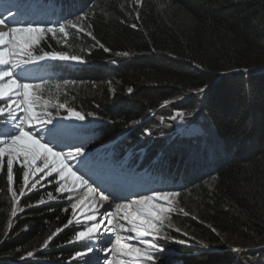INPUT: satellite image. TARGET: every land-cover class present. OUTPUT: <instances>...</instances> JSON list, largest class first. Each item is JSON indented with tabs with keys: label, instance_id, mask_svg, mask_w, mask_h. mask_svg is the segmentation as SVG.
<instances>
[{
	"label": "trees",
	"instance_id": "16d2710c",
	"mask_svg": "<svg viewBox=\"0 0 264 264\" xmlns=\"http://www.w3.org/2000/svg\"><path fill=\"white\" fill-rule=\"evenodd\" d=\"M56 1L63 24L73 21L84 31L67 27V40L61 33L48 34L35 46L33 58L61 52L81 59L51 63L58 78L35 82L44 83V98L97 120L95 145L124 135L117 155L146 146L145 165L164 154L160 172L180 186L173 224L220 249L194 254L164 242L180 251L176 257L182 264H264V0ZM49 110L68 114L51 105ZM203 114L218 138L200 157L189 138H178L184 125H201ZM166 134L175 136L168 142ZM21 174L16 168L17 190ZM42 196L36 191L21 205ZM12 203L4 163L0 242ZM22 217L0 246V256L11 259L0 264H55L78 251L76 227H64L71 217L68 202L28 209ZM58 228L62 232L53 237ZM49 236V251L17 262L42 250Z\"/></svg>",
	"mask_w": 264,
	"mask_h": 264
},
{
	"label": "snow or ice",
	"instance_id": "6c2138e0",
	"mask_svg": "<svg viewBox=\"0 0 264 264\" xmlns=\"http://www.w3.org/2000/svg\"><path fill=\"white\" fill-rule=\"evenodd\" d=\"M6 11L8 13L6 17L3 12H0V27L5 29L0 31V66H3V70H0V101H4L3 106H0V117L5 118L6 127L11 126L7 131L0 132V168L4 167V158L7 157V178L10 182L13 180V164L18 161L21 169H28L23 172L25 186L29 183L30 173L34 177L38 173H44L45 176L55 173L59 178L57 183L63 182L60 183L57 191L71 194L74 190L84 189L98 196L101 201L109 202L113 194L111 192L106 194V189L82 172L80 167H77V165H84L89 159L86 145L83 142L65 143L66 138L77 139L75 124L61 123L47 109L50 105L56 109H66L68 119L76 122H84L87 119L86 116L73 108H67L64 103L53 104L51 99L45 100L44 83L35 84L27 82L26 78L22 79L27 72V65L33 62L34 48L40 40L48 34L55 37L57 33L63 34L67 40L69 36L67 27L77 28V23L73 21H68L67 25L22 23L16 19L17 14L11 9H6ZM78 30L84 31L82 27ZM88 35L91 33L89 32ZM45 57L62 61L81 59L79 56H69L61 52H45L42 56H35V59L43 60ZM37 108H41L42 112H37ZM21 111L25 113L23 117L19 116ZM65 147L68 148L67 151L64 150ZM36 183H39V180L32 184L33 188ZM12 195L15 197L16 193L13 192ZM20 195H23V189ZM177 196H179L178 192L153 191L150 194H138L135 199L116 204L115 208L123 213L121 220L125 221V223H119L118 227L121 231L129 233L123 243L116 226L102 227L105 220L108 225H112L113 213L108 210L112 208V203H109L108 208L100 213L99 218L95 210L91 211L86 215L88 223L82 225V230L75 233V240L83 243L85 251H77L73 259L79 264H89L87 257L94 251L101 250L95 248L94 242L105 241L106 244H111V247L105 246L102 249L105 253L103 264H112L108 254L113 251H119L121 255L140 258L145 264H155L158 254L164 252V249L147 237L160 230L163 219L167 218V214L172 211L173 198ZM83 203L84 201L81 200L71 204L74 215L75 210ZM72 223L70 219L64 227ZM61 230L58 228L56 232ZM114 235L115 242L113 243ZM136 237H141L138 243L147 247L135 246L127 242ZM51 239L52 236H49L43 246L47 247ZM121 249L126 251H121ZM28 255L32 256L33 253L29 252ZM160 264L164 262L160 261Z\"/></svg>",
	"mask_w": 264,
	"mask_h": 264
},
{
	"label": "rangeland",
	"instance_id": "374dc122",
	"mask_svg": "<svg viewBox=\"0 0 264 264\" xmlns=\"http://www.w3.org/2000/svg\"><path fill=\"white\" fill-rule=\"evenodd\" d=\"M134 2L137 4L138 0H134ZM61 8H62L61 6L57 5V8H55L54 15H53L51 22H49L47 20L45 22V19H44V22L42 21V22H38V23H34V24H44V25L62 24L61 17H60ZM3 10L4 9L0 8V12H3ZM3 13H5V15L7 16V11L3 12ZM132 26L134 28H137L136 25H134V24H132ZM77 28L79 29L81 27H77ZM47 60L51 61V58L46 57V60H43V61L33 60L32 63L27 65V68L29 70V74L32 76H36V77H38V76L45 77L47 74H49L51 70H50V65H49ZM31 79H35V77H32ZM31 79L28 80L27 82L33 83L35 81V80H31ZM42 79H46V78H42ZM3 104H4V101H0V105L3 106ZM37 109L42 112L41 108H37ZM47 111H49V109H47ZM54 117L57 118L55 115H54ZM66 119H68V118H66ZM200 120L203 121V123L201 125H190L188 127H186L184 125L179 130L182 134L180 135L178 140H181L183 138H189L190 139V141H189L190 146L195 151L200 153L199 154L200 157H203L206 153L205 148L207 146V143L217 139L218 136H217V132H216L215 128L210 123V119L206 115H204V114L200 115ZM67 122H69V121H67ZM93 123H94V125L96 124V122H93ZM160 123L162 124L163 121L158 119L157 124H160ZM7 127L5 126V118L0 117V132L6 131ZM9 127H10V125H9ZM169 136H168V134L164 135V138H166V139L169 138V139H167L168 142H170L172 140V138H170ZM152 139L156 141L158 139V136L154 137ZM91 141H93V140H90L86 143H89ZM161 143H162L163 150L167 151V149H166L167 147L165 144L166 140L165 141L161 140ZM100 154H101V156H104L105 150H102V149L99 150L98 155H100ZM4 160H5V164H6L7 157H5ZM16 168L21 169L20 163L18 161L13 165V175H14L13 180L11 182L8 180L9 181L10 195L12 197L13 203H12V208L10 210V216H9L8 223H7L8 229L6 231L5 240L0 242V246L6 241L7 237H9L12 234V232L16 228V225L19 223L18 221H21L23 219L22 215L25 214L26 211H28V209L37 208V207L48 205L52 202L61 201V200H63L64 202H68V205H71L72 203H74L73 201L75 200V197L73 195L74 192H71V194H70L69 192L57 191V188L59 187L60 183H63V182L57 183L59 178H58V176H56L55 173H53L51 176H45V174L42 173L41 175H38V176H36V178L32 179L33 182L32 183L29 182L28 187L27 186L25 187V185L23 183V172L26 171V168H24V169H22L21 185H20L19 189L17 190L15 188V186H16V183H15L16 182V176H15ZM158 169H159L158 172H160L161 166ZM2 171L0 172V174L2 173ZM6 171H7V164H6ZM52 176H56L55 180H53V181H51ZM159 176H161V175L159 174ZM41 177H43V179H41ZM161 177L162 178L159 181V185L160 186L162 185L166 191L176 192L175 190L172 189V188L177 187V186L173 184L171 177L168 175L167 176H161ZM36 180H39V183H36V186L33 188L32 184ZM21 189H23V195H20ZM36 191L41 192L43 194V196L41 197V199L39 201H37L33 204H30L28 207H24L23 205H21V202L24 200L25 197L31 195L32 193H34ZM159 191H161V190H159ZM13 192L16 193L15 197H13V195H12ZM49 194H51V195H49ZM73 197H74V200H73ZM17 198H18V201H17ZM175 199L176 200H173V203H172L171 213L169 215L167 214L168 215L167 218L164 219L166 224H163V227L167 231L168 234H171L172 231H175V232L185 236V233L182 232L177 226H175L173 224L172 219H171L172 213H174L178 209L177 208V200L178 199H177V197ZM17 203L19 204V206L17 205ZM75 203H76V201H75ZM17 206H18V208H17ZM16 208L18 210H16ZM71 214H72L71 220L73 221L72 224H75L76 219L74 217L75 215L73 214L72 208H71ZM72 224H70V226H73ZM61 232H62V230L59 232H56V234L53 237H56ZM153 235H154V239H155L156 234L154 233ZM172 235H174V234H172ZM176 238L178 239L181 237L177 236ZM51 241L52 240H50L48 242L47 247H44L42 250H35L34 252H32L33 253L32 256L28 255L27 257H24L23 259H21L17 262L34 260L35 254L40 253V252L49 251ZM77 243H78V241L75 240V244H77ZM225 245H227V244L226 243L221 244V246H225ZM211 249H216V247L214 248V246H213ZM6 256L7 255L0 256V260L11 259L10 256H9V258H7ZM246 256L251 257L249 254H247ZM46 261L48 262L49 260H46ZM75 261L76 260H74L72 258L68 261L61 262L60 264H77V263H75ZM50 263L54 264V262H50ZM56 264H59V263H56ZM176 264H182V263L180 261H178Z\"/></svg>",
	"mask_w": 264,
	"mask_h": 264
},
{
	"label": "bare ground",
	"instance_id": "6f19581e",
	"mask_svg": "<svg viewBox=\"0 0 264 264\" xmlns=\"http://www.w3.org/2000/svg\"><path fill=\"white\" fill-rule=\"evenodd\" d=\"M7 3V2H6ZM5 3V4H6ZM14 11V10H13ZM15 11H18V8L17 9H15ZM16 13V12H15ZM17 14V13H16ZM5 15V14H4ZM2 30H5V29H3L2 27H0V31H2ZM0 70H3V66H0ZM32 77H35V79L36 78H40V77H42V76H38V77H36V76H32V75H30L29 74V70H28V68H27V72L25 73V75H24V77H22V79H24V78H26V80L28 81V80H30ZM25 115V113L24 112H19V116L20 117H23ZM35 123V122H34ZM77 135V134H76ZM70 141H71V139H70ZM117 143V139L116 140H114V141H112V142H109V143H106V144H103V146L104 147H107V148H111V149H114L115 148V144ZM131 150L132 151H134V153L137 155L138 153H139V151H140V149L139 148H131ZM138 152V153H137ZM155 158H156V161L159 163V162H161V160L163 159V157H158V156H155ZM129 163H131V165H134V161H135V157H129ZM16 163V162H15ZM14 163V164H15ZM13 164V165H14ZM160 164V163H159ZM153 166L151 165V168H152ZM28 169L26 168V171H27ZM85 171H86V169H84L82 172H84L85 173ZM39 174V173H38ZM38 174L36 175V176H38ZM85 174H87L88 176H90V177H92L94 180H97V181H100L101 180V178L103 177V174L102 173H100L99 171H91V172H87V173H85ZM36 176L34 177V176H32L31 175V173H30V175H29V182H33L32 181V179H34V178H36ZM115 177H116V175H115ZM175 182V181H174ZM69 183H71L70 181H69ZM122 184H124V185H130L131 184V181H129V179L127 178V179H124V180H120L119 181V185H122ZM159 190H161V191H166L165 189H163V188H158V189H153V190H151L150 192H146V193H144V192H142V193H140V194H150L151 192H153V191H159ZM72 192H74L73 193V195H74V197H75V201L76 202H79V201H84V203L80 206V208H78V209H76V215H77V217H79V218H81L82 219V221H87L86 220V215L87 214H89L91 211H93V210H95L96 211V213H97V217L99 218V216H100V213H102V212H104L103 210H105V208H103L102 209V212L100 211V203H101V200L99 199V197L98 196H96L95 194H90V193H88L86 190H84V189H77V190H74V191H72ZM137 196H135L134 198H132V199H135ZM176 198V197H175ZM175 198H173V200H176ZM126 199H128V194H125V192H124V200L123 199H120L119 200V202H117V204H119V203H123V202H121V201H125ZM17 205L19 206V204L17 203ZM18 206H17V208H18ZM16 208V210H18ZM108 210L110 211V212H112L113 213V216L111 217V219H112V225H108V223H107V221L105 220L104 222L105 223H107V224H103V226L102 227H105V226H107V227H113V226H116V228H117V232H119V235H120V237H121V242L123 243L124 242V238H126L128 235H129V233L128 232H125V231H121L120 229H119V227H118V224L119 223H125V221H123V220H121V216L123 215V213L122 212H119L114 206H112V208H108ZM76 233V232H75ZM156 234V233H155ZM132 235H135V234H132ZM140 239H142L141 237H136L135 239H133V240H130V241H127L128 243H131V244H133V245H135V246H140V247H147L146 245H141V244H139L138 243V241L140 240ZM147 239H151V240H153V242H155L156 243V241H155V239H154V235H152V236H150V237H147ZM112 241H113V243L115 242V235L112 237ZM78 246H79V249H78V251H83V246H82V244H81V242L80 241H78ZM108 247H111V244H108ZM199 247L200 248H202V245H199ZM95 248L96 249H100V246H95ZM40 250V249H39ZM121 251H126V250H124V249H121ZM34 252V251H33ZM75 255V254H74ZM104 255H105V253L103 254V256H102V264H103V257H104ZM7 258H9V256H6ZM74 257V256H73ZM72 257V258H73ZM108 257H109V259L112 261V264H121V261H123V264H143V261L140 259V258H137V257H135V256H128V255H121L120 254V252L119 251H113L112 253H110V254H108ZM71 258V259H72ZM78 261L76 260L75 261V263H77ZM56 264V263H55ZM60 264V263H59Z\"/></svg>",
	"mask_w": 264,
	"mask_h": 264
}]
</instances>
